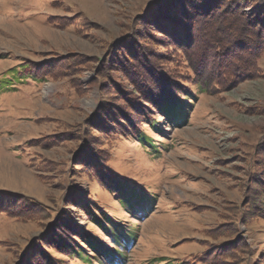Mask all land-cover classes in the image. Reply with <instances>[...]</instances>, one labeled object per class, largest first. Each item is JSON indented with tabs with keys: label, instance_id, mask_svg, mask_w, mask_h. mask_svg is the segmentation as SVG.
<instances>
[{
	"label": "rangeland",
	"instance_id": "374dc122",
	"mask_svg": "<svg viewBox=\"0 0 264 264\" xmlns=\"http://www.w3.org/2000/svg\"><path fill=\"white\" fill-rule=\"evenodd\" d=\"M200 1L0 0V189L24 204L18 216L0 213V264H37L33 250L41 237L48 245L44 254L55 264H264V218L251 214L248 204L249 174L259 170L255 151L264 140V53L247 67L249 52H242L254 39H262L256 49L263 46L264 28L241 30L240 22L233 37L245 39L221 47L220 56L213 49L219 40L201 49L207 45L204 24L190 50L182 51L180 38L198 22L190 26L188 16L176 18L177 11ZM226 2L233 9L242 5L245 17L255 10L264 16V0ZM226 14L219 11L218 17ZM144 43L154 45L147 57ZM201 54L210 64L208 89L194 83L185 61ZM218 57L222 65L215 66ZM24 60H53L56 67L40 80L10 78ZM160 60L181 78L188 76L179 80L190 94L172 121L154 112L155 127L142 114L140 128L152 146L129 133L125 118L139 119L146 95L134 69L150 75L147 68L153 72ZM223 67L229 75L221 74ZM102 68L109 82L102 83ZM89 144L97 145L101 160L89 155ZM101 168L152 197L151 205L124 207L99 183ZM87 205L130 231V243L116 245L90 220ZM58 215H64L59 225L68 223V234L83 246L81 255L50 242V222ZM78 233L115 251L114 259ZM64 236L66 244L72 241ZM233 237L239 238L237 247Z\"/></svg>",
	"mask_w": 264,
	"mask_h": 264
},
{
	"label": "trees",
	"instance_id": "16d2710c",
	"mask_svg": "<svg viewBox=\"0 0 264 264\" xmlns=\"http://www.w3.org/2000/svg\"><path fill=\"white\" fill-rule=\"evenodd\" d=\"M193 1L195 2V0ZM217 1L216 0H201L198 3L199 5L197 6H195L194 4L191 5L192 7L189 6L190 8L186 6V8L184 9L186 12L183 11V8H181L180 10H178L179 8L176 9L178 10L176 14L177 19L187 18V17H178V14L180 13L181 16H188V18L190 19V22H188L190 26H191V22L192 23L198 22V25L196 27L191 26L190 28L186 29V30H190V29L191 30L188 33L185 31L183 37L180 38V42H178V48L180 50L182 51L190 50L189 46L193 44L192 38L194 36V32L196 30L197 31L200 30L201 32V30H203L202 26L204 24H206L205 33L208 36V39H207V36L205 35L206 38H203V39L207 41V45L202 47L201 49L203 50L205 49V52H206V50H209L208 45H211V42L219 40V43L221 44V41H222L223 44L220 45L217 42L216 45L213 47V49L215 48L216 49L215 51H217L216 55L220 53V56L223 55L220 52L222 50L221 47L227 46L231 49L233 41H237V39H245V38H239L240 33H238L235 36V38L233 37L234 31L236 30L240 22H243L242 24H240L241 30L247 28V26L249 25L252 27L253 31L259 28L260 29L264 28V16L262 18L261 17L262 14L258 12V10H255L252 15L245 17L244 13H242V8H243L242 5H237L236 8L233 9L230 7L228 2H226V0H221L218 2ZM216 8L218 10H216ZM165 11L172 12L173 8L170 7V10H169L167 7ZM219 11H222L223 14H224V11L227 12L226 16H222L221 18H219L218 17ZM209 16L211 17V19L206 20V19H209L208 18ZM205 17L206 19H204ZM189 24H187V27ZM131 25H133V23L130 24L129 26L130 29L132 27ZM226 25H229V26L226 28H223ZM220 32L223 33V35H221ZM215 34L221 35L223 39L222 38H220L222 40L218 39V36H216ZM127 35L128 33L124 34V36H127ZM187 35L189 36V38L186 37ZM256 36H259L258 38H260L259 32H257ZM137 37H140V36L137 35ZM245 37H246V41H248L247 38L251 37L250 32H247ZM176 39H178V37ZM187 39L188 40L190 39L188 42V44L189 43L190 44L184 45L183 43L186 42ZM261 41L262 39H254V41L251 42L252 43L251 48L244 45L243 47L244 51L242 52L245 53L246 51L245 54L249 52L247 54V57L248 55L250 56L245 61V64L247 65V67L251 66V63L254 61L256 55L264 53V41L262 42L263 46L260 49L255 48V43H260ZM143 45L144 47L141 51L147 57V55H149L147 50H150L152 46L154 47V45L153 44L145 45V43ZM205 52L203 54H205ZM153 53H151V55ZM130 56L131 55L127 53V57L129 58ZM170 57H173V56H169L168 58ZM110 58H111V61L112 59L114 60V57L113 58L110 57ZM185 58H186L185 61H188L191 65L190 69L194 71V77H195L193 78L194 83H196L200 87L203 86V88H204V85H207L206 88L204 89H208L209 85L213 83V80L210 78L211 69L209 68L210 67V64L208 62L209 60L205 59L206 57L203 56L202 54L200 56H196V60H194V57H191V56H186ZM164 59L166 60L165 57H163L161 60L164 61ZM161 60L154 64V66L152 67L154 68L153 72L151 71V67L147 68V72L150 75H148L146 72L143 71L144 68H141V70L134 69V71L137 72V74L140 76L141 80H144V84L146 86L144 93H146V95L144 96L143 101H142V103L144 104L142 105L141 103L139 105L140 106L138 109L139 111L137 110L139 112V119L134 120V119L125 118V122L129 123L130 125L128 126V129H127L128 131H130L129 133L137 137L138 140L142 142H147L152 146L153 144L151 143L152 141L151 138H149L145 134L143 129L140 128V122L142 121L140 117H142V114H145L144 121L151 122L155 127H157V124L155 123L156 119L154 118L152 114L154 112L161 113L167 117L168 121H172L174 120V114L176 113V109L181 106H185L184 102L182 101L183 100L182 97L184 95L188 96L190 94L189 90L186 89L184 87V84L181 83V81L179 80V79H187L188 76H184L181 78L180 74L174 73V71L171 72L170 69H168ZM52 61L47 60L44 63L37 64L33 60H29L26 62L24 60L20 68L16 72H12L10 78L18 79V80H19V77L21 78L30 77V78L37 79V80L44 79L46 75L51 74L52 73L51 71L56 67V65ZM104 61H105L104 66H106V60ZM216 63L217 65L218 63L222 65L220 57L217 58L215 62V66H217ZM206 69H208V72H206ZM100 71L103 73L102 83H106L110 79L108 77L109 75L104 74L106 73L105 68H102ZM239 71H241V74L245 73V71L241 70V68L239 69ZM19 72L20 73L22 72L21 74L22 76L17 75ZM221 74L229 75V72L227 69H224L223 67V69L221 70ZM105 87L106 86H104L103 88ZM84 148L87 149L86 151L89 153V155H94L98 158V160L99 158L101 160V157L97 152L98 147L96 144H89L88 147L87 145H85ZM255 153H256V157H260L258 159L260 161L258 162L259 170L252 172V174H249L250 184H252V188H251L252 192H251V201H249L248 204L250 205L249 209H250L251 214L264 218V140H263L262 148H260V150L257 149ZM99 170H101L100 172H98V174L100 175L99 183L103 186H106V188H108L110 191L115 192L116 196L120 199L124 207L134 211L136 209L139 210V209L146 208V207L148 208V206L151 205L153 201L152 197L150 199L146 198L144 195H142V193H140V191L135 190V188H132L131 186H129L127 182L124 181L123 179H120L116 177L115 175H111L110 170L108 169L104 170L102 168ZM16 197H18L16 193H12V192L10 193L4 189H0V213L5 212L9 215H14V216H18L17 215L18 213H22L20 208L23 207L24 204H21L20 202H18ZM84 210L89 215L90 220L98 224L102 230L109 233L111 235L112 241L116 245H118L120 248L124 246L125 244L130 243V241L132 240V233L130 231L124 232V230H122L118 224H114L111 221V219L108 216H106L105 213L101 211V214H103V217L100 218L95 212L94 207L90 208L89 205H87L85 206ZM62 218L64 219V215H61V216L58 215L57 218L56 216L54 217V219H56L54 220L55 222H52V223L50 222L51 231H50V235H48L50 242H52L53 245H57L59 248H64V246H67L68 248L67 247L65 248L68 253L69 251L71 252V254L77 252V254L79 253V255H81L82 253L80 251L83 249V246L80 243L76 242L73 239V237H71V235L68 234L67 231H70V225L68 223L59 225L58 221H60ZM64 235H68L67 237L72 240L71 241L72 243L67 242L66 244L63 241V238L65 237ZM77 236L83 237L85 239V242L89 245V247L97 250L98 253L102 254L104 257L108 258L110 261L114 259L113 256H114L115 251L111 250L110 248H106V247H103L102 245H99V243H97L93 238L87 235L85 236V235L78 233ZM39 239H40L39 244L41 245V247H39L38 246L39 244L36 242L34 244V250H33L34 255L37 257V264H55L54 261H51L48 257H46V255L44 254L42 250L44 249V247L48 246L46 245V238L44 239L41 237ZM238 239L239 238L237 237L232 238V241L230 242V243H234V246L232 247H237L239 245Z\"/></svg>",
	"mask_w": 264,
	"mask_h": 264
}]
</instances>
